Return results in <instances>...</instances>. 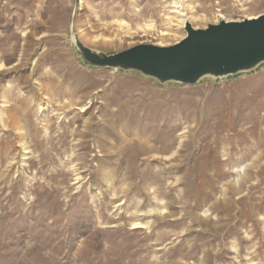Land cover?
<instances>
[{
  "label": "rangeland",
  "instance_id": "374dc122",
  "mask_svg": "<svg viewBox=\"0 0 264 264\" xmlns=\"http://www.w3.org/2000/svg\"><path fill=\"white\" fill-rule=\"evenodd\" d=\"M264 0H0V264H264V62L195 84L91 64Z\"/></svg>",
  "mask_w": 264,
  "mask_h": 264
},
{
  "label": "water",
  "instance_id": "95a60500",
  "mask_svg": "<svg viewBox=\"0 0 264 264\" xmlns=\"http://www.w3.org/2000/svg\"><path fill=\"white\" fill-rule=\"evenodd\" d=\"M172 46L142 44L110 57L84 51L99 67L135 69L160 82L195 84L206 76L224 77L264 62V14L238 22L221 21L205 29L186 26Z\"/></svg>",
  "mask_w": 264,
  "mask_h": 264
},
{
  "label": "bare ground",
  "instance_id": "6f19581e",
  "mask_svg": "<svg viewBox=\"0 0 264 264\" xmlns=\"http://www.w3.org/2000/svg\"><path fill=\"white\" fill-rule=\"evenodd\" d=\"M251 19H255V18H250V20H251ZM247 20H249V19H247ZM230 22H233V21L230 20ZM237 22H238V21H237Z\"/></svg>",
  "mask_w": 264,
  "mask_h": 264
}]
</instances>
